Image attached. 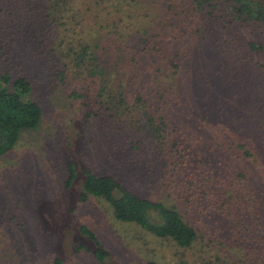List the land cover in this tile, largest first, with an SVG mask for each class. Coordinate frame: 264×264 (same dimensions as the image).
<instances>
[{
	"label": "trees",
	"instance_id": "1",
	"mask_svg": "<svg viewBox=\"0 0 264 264\" xmlns=\"http://www.w3.org/2000/svg\"><path fill=\"white\" fill-rule=\"evenodd\" d=\"M25 1L29 7L20 21L11 10V0H0V36L4 35L0 37V156L13 151L22 131L35 129L41 122V105L24 99L36 84L32 76L38 71L31 64L38 61L48 88H65L68 97L85 108L82 117L85 128L94 129L95 150L109 157L122 151L120 136L131 133L127 131L142 136L135 125L140 126L141 116H147L155 127H150L152 141L163 146L152 161L160 160L161 169L171 166L170 174L182 176L193 197L199 196V176L189 162L216 167L209 170L218 169L217 176L210 175L221 187L215 188L206 178L201 194L206 201H214L212 208L225 223L230 242L239 240L247 248L254 244L248 258L251 264H263L256 244L263 242L264 235L257 242L238 236L241 230H264V0ZM110 23L125 25L135 34L130 40L125 29L117 33L118 49L131 55L128 63L111 62L103 54ZM246 33L252 38L245 40ZM11 59L15 76L2 70V64ZM114 64L118 72L106 81ZM157 68L166 78L183 73L184 88L191 98L190 119L201 118L213 129L217 124L223 126L219 128L222 141L210 153L201 152L199 139L188 133L190 128L173 126L178 118L166 112L152 113L146 104L150 97L146 78ZM131 94H135L133 104ZM247 99L249 105L242 107ZM169 118H174L172 123ZM144 139L151 140L141 137L133 145L137 154L149 153L144 152ZM131 148L126 152L135 161ZM66 170L64 185L70 188L77 172L71 162ZM160 174L165 179L164 171ZM84 176L82 199L87 195L103 198L118 221L136 223L181 248L198 241L199 228L174 205L141 197L108 174L86 170ZM81 231L97 244L95 257L102 263L108 252L87 226Z\"/></svg>",
	"mask_w": 264,
	"mask_h": 264
},
{
	"label": "rangeland",
	"instance_id": "2",
	"mask_svg": "<svg viewBox=\"0 0 264 264\" xmlns=\"http://www.w3.org/2000/svg\"><path fill=\"white\" fill-rule=\"evenodd\" d=\"M11 2L14 16L21 21L29 5L24 0ZM119 28L125 29L130 40L135 36L125 25L110 23L105 31L107 50L103 54L107 59L110 57L111 62L122 60L125 64L131 55L117 47ZM244 38H252L251 33H246ZM254 38L259 37L254 35ZM13 62L2 64V70H7L11 76L16 75ZM116 64L109 67L106 81L118 72ZM31 66L38 71L32 76L36 84L24 99L41 105L42 118L37 128L21 132L13 151L0 156V264H54L57 259L61 264H251L248 256L254 252V244L249 243L247 248L239 240L230 242L225 223L217 209L212 208L214 201H206L201 194L204 189L200 188L207 185L206 178L213 181L215 188L221 187L210 175L217 176L218 169L210 173L209 168L214 166L202 168L198 162H189L188 166L199 176V196L193 197L182 176L177 172L170 174L171 166L161 169L160 160L152 161L162 153L163 146L152 141L154 123L140 114L142 121L135 127L142 131V136L127 131L131 133H124L118 139L124 144L123 150L110 157L95 150V143L91 141L94 129L85 128L83 105L69 98L65 88H48L46 76L38 69L41 66L38 61ZM158 68L153 69V76L146 78L150 91L146 104L152 113L166 112L178 118L173 126L186 131L190 128L192 131L188 133L199 139L201 152L210 153L219 145V140L222 141L219 128L223 126L217 124L219 126L213 129L201 118L198 121L190 119L191 98L184 88L183 73L166 78L160 70L157 72ZM130 96L129 102L133 104L135 94ZM249 103L247 99L242 107ZM145 111L149 112L148 108ZM174 118H169L171 123ZM203 124L204 127L197 129ZM141 137L151 139H144L147 147L144 152H149L148 155L133 151V145L138 144ZM152 147L157 150L152 151ZM130 148L135 161L126 152ZM70 162L75 165L77 177L73 185L66 188V165ZM86 170L116 177L141 197L174 205L184 219L199 228L198 241L190 248H181L174 241L159 238L136 223L118 221L103 198L87 195L82 199ZM166 179L168 181H164ZM84 226L94 232L109 254L102 263L95 257L97 244L81 231ZM241 231V235L236 236L243 241L257 242L256 238L264 235L260 227L251 232ZM256 247L260 251L258 260L264 264V240Z\"/></svg>",
	"mask_w": 264,
	"mask_h": 264
}]
</instances>
